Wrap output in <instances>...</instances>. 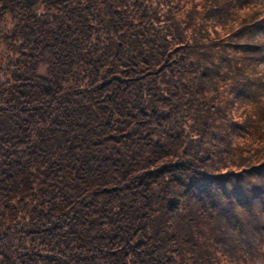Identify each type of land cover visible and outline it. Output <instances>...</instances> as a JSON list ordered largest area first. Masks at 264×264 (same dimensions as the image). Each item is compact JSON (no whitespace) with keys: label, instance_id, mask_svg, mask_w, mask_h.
I'll return each instance as SVG.
<instances>
[{"label":"trees","instance_id":"trees-1","mask_svg":"<svg viewBox=\"0 0 264 264\" xmlns=\"http://www.w3.org/2000/svg\"><path fill=\"white\" fill-rule=\"evenodd\" d=\"M243 7L0 0V264L264 259V23Z\"/></svg>","mask_w":264,"mask_h":264},{"label":"rangeland","instance_id":"rangeland-1","mask_svg":"<svg viewBox=\"0 0 264 264\" xmlns=\"http://www.w3.org/2000/svg\"><path fill=\"white\" fill-rule=\"evenodd\" d=\"M240 12L243 14L242 16L253 19V22L256 23L257 25H260L259 21L263 25L264 23V0H244V7ZM253 263L254 264H264V259L262 257H257L254 259Z\"/></svg>","mask_w":264,"mask_h":264}]
</instances>
